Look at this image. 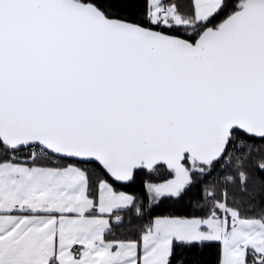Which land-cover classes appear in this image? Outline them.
<instances>
[{"label": "snow or ice", "instance_id": "6c2138e0", "mask_svg": "<svg viewBox=\"0 0 264 264\" xmlns=\"http://www.w3.org/2000/svg\"><path fill=\"white\" fill-rule=\"evenodd\" d=\"M0 264H264V0H0Z\"/></svg>", "mask_w": 264, "mask_h": 264}]
</instances>
